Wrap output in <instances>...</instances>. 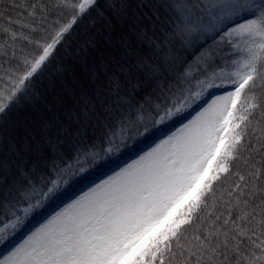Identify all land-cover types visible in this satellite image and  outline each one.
I'll return each instance as SVG.
<instances>
[{"label": "snow or ice", "instance_id": "obj_1", "mask_svg": "<svg viewBox=\"0 0 264 264\" xmlns=\"http://www.w3.org/2000/svg\"><path fill=\"white\" fill-rule=\"evenodd\" d=\"M30 7L56 19L0 78V264H264V0ZM73 44L78 74L18 144L8 117Z\"/></svg>", "mask_w": 264, "mask_h": 264}, {"label": "trees", "instance_id": "obj_2", "mask_svg": "<svg viewBox=\"0 0 264 264\" xmlns=\"http://www.w3.org/2000/svg\"><path fill=\"white\" fill-rule=\"evenodd\" d=\"M33 3L39 9L54 5L55 0H0V78L3 81H9L14 78V74H19L23 70V56L30 50V46L20 37L36 28V38H38L40 33L36 22L40 21L43 15L49 14L46 24H51L56 19L54 8H45V12L33 11L30 7ZM27 12H33V15L28 16ZM22 25H27V27H22ZM13 36L16 39H13ZM77 50L78 46L73 44L63 56L57 57L55 64L62 66L61 70L58 71L57 67L50 68L45 76L36 82L35 91L22 98L14 112L8 117V133L15 137L18 144L23 142L25 128L32 116L41 110L53 95L68 86L73 76L78 74ZM4 87L5 84L0 82V89ZM142 138V136H136L128 140V146L140 145ZM92 166L85 165L86 169Z\"/></svg>", "mask_w": 264, "mask_h": 264}, {"label": "rangeland", "instance_id": "obj_3", "mask_svg": "<svg viewBox=\"0 0 264 264\" xmlns=\"http://www.w3.org/2000/svg\"><path fill=\"white\" fill-rule=\"evenodd\" d=\"M160 127L162 128V127H164V126H160ZM153 131H158V129H154ZM150 135H151V133L148 134V136H150ZM145 139H147V136L144 137L142 140H145ZM143 142H144V141H143ZM140 146H141V147H146L144 143L140 144ZM133 150L138 151L137 148H126V150H124L123 152L116 151V150L114 149V150H113V155H112L111 157H108V158H110L111 160H112V159H119L124 153L129 152V151H133ZM134 154H135L134 151L125 154V156H124V160H126L130 155H134ZM121 162H123V160H122ZM129 162H130V161H129ZM108 163H110V162H108ZM96 164H97V163H96ZM105 171H107V169H105ZM109 174H111V173H109ZM81 175H82V174L77 175L73 180H76V179L79 178ZM101 175H102V178H106V176L103 175V172L101 173ZM94 179H96V178H94ZM88 183H89V182H88ZM86 184H87V183H86ZM86 184H84L83 186H81V188L84 187ZM64 188H67V186H64ZM62 190H63V188H62ZM85 190H87V189H85ZM78 191H80V190H78V189H77V190H74V189L72 188V190H71V189L69 190L68 195H72V194H74L75 192H78ZM48 203H51V201H49ZM51 210H52V209H49V211H51Z\"/></svg>", "mask_w": 264, "mask_h": 264}]
</instances>
